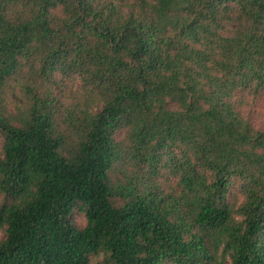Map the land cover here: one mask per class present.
<instances>
[{
    "label": "trees",
    "instance_id": "1",
    "mask_svg": "<svg viewBox=\"0 0 264 264\" xmlns=\"http://www.w3.org/2000/svg\"><path fill=\"white\" fill-rule=\"evenodd\" d=\"M262 101L264 0H0V264H264Z\"/></svg>",
    "mask_w": 264,
    "mask_h": 264
},
{
    "label": "rangeland",
    "instance_id": "2",
    "mask_svg": "<svg viewBox=\"0 0 264 264\" xmlns=\"http://www.w3.org/2000/svg\"><path fill=\"white\" fill-rule=\"evenodd\" d=\"M9 98L18 102L20 99L18 95V89H15V92H10ZM16 107L11 106L9 107V110L15 111ZM244 113L247 115L249 120L254 124V126L257 129L264 130V101L260 102L256 106H253L251 109H248V107H246ZM2 141H3V137L0 135V145L2 144ZM171 184H174V181H172ZM72 218L78 224V226L81 227L85 225V218L82 212L80 211L74 212L72 214ZM2 236L3 233L0 232V238ZM95 264L98 263L95 262Z\"/></svg>",
    "mask_w": 264,
    "mask_h": 264
}]
</instances>
